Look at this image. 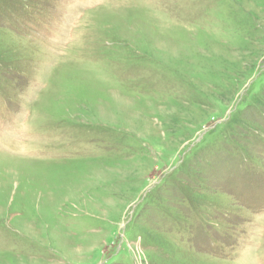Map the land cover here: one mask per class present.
I'll return each mask as SVG.
<instances>
[{
	"label": "rangeland",
	"instance_id": "374dc122",
	"mask_svg": "<svg viewBox=\"0 0 264 264\" xmlns=\"http://www.w3.org/2000/svg\"><path fill=\"white\" fill-rule=\"evenodd\" d=\"M0 89V264H264V0H0Z\"/></svg>",
	"mask_w": 264,
	"mask_h": 264
},
{
	"label": "trees",
	"instance_id": "16d2710c",
	"mask_svg": "<svg viewBox=\"0 0 264 264\" xmlns=\"http://www.w3.org/2000/svg\"><path fill=\"white\" fill-rule=\"evenodd\" d=\"M27 79H30V78H27ZM2 91H3V90L0 89V92H2ZM186 172L188 173V172H190V171L187 170ZM261 201H262V199H261Z\"/></svg>",
	"mask_w": 264,
	"mask_h": 264
},
{
	"label": "bare ground",
	"instance_id": "6f19581e",
	"mask_svg": "<svg viewBox=\"0 0 264 264\" xmlns=\"http://www.w3.org/2000/svg\"><path fill=\"white\" fill-rule=\"evenodd\" d=\"M112 1H113V0H112ZM93 13H96V12L94 11ZM93 13H92V14H93ZM90 14H91V13H90ZM87 16H88V14H87Z\"/></svg>",
	"mask_w": 264,
	"mask_h": 264
}]
</instances>
